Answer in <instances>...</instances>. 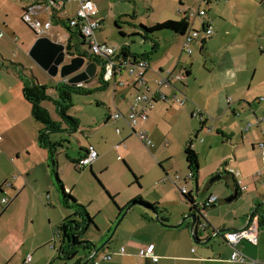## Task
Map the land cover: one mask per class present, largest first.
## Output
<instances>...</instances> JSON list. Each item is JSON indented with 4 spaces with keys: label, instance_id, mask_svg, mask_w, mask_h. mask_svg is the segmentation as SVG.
Returning <instances> with one entry per match:
<instances>
[{
    "label": "crops",
    "instance_id": "1",
    "mask_svg": "<svg viewBox=\"0 0 264 264\" xmlns=\"http://www.w3.org/2000/svg\"><path fill=\"white\" fill-rule=\"evenodd\" d=\"M35 1L23 5V11ZM212 1L206 0L205 3L211 4ZM199 2L197 12L204 10L201 8L204 1ZM183 12L186 16H191L192 19L190 10H183ZM232 17L235 16L231 13L230 16H214L213 19H210L207 11L204 16L196 13L189 24L192 25V30H199L200 26L202 29L207 22L214 30V34L205 43H202V36L196 39L191 44L193 51L189 54L186 51L183 52L185 39L179 34L177 35L182 37L179 53L178 49L165 48L161 42H158L156 51H154V46L153 51H146L151 56L148 59L145 74L147 87L136 88L133 77L126 71L117 77L118 81L124 82L122 86L118 88L110 86L111 100L115 106L114 110L110 109V114L119 110L127 115L139 90H145L151 96H160L151 106L148 120L144 125L151 137L152 146L147 147L140 141V138L137 136L138 139L131 132L124 118L117 120L109 118V112L105 115L106 117L99 120V123H95V120L89 124L88 128L83 129V126H80L75 131L70 129L71 126L64 127L59 118L54 117L61 123L60 130L74 134L78 138L79 148L69 152L59 150V147H64L69 143L68 140L64 138L52 140L50 137L52 142L60 144L54 151L59 177L61 179L62 173H64L68 179L65 182L62 181L66 192L72 193L79 202L84 203V200L73 190L75 184L73 183L71 165L65 163L62 173L60 171L62 164L60 152L65 153V157L70 159L71 164L77 168L78 160L85 153L86 147L89 144L94 145L99 157L89 168L92 173L98 175L109 167L108 164L101 161V158L116 150L120 153L118 162L122 160L127 166L131 165V160L137 163V166L132 165L135 171L134 175L140 176L142 179L159 165L162 171L159 169L156 171L157 179L151 183L152 187L154 186L159 191V195L157 198L147 199L164 208L161 210V216L166 218L163 223L173 225L180 223L178 227H167L159 222L154 213L148 210H141L140 215L133 217H130L132 213L128 212L122 218L124 223L127 222L126 225L122 230L117 231L119 239L117 245L110 243L107 246L108 250L99 253L98 256L110 253L112 258L99 259L97 264H248L231 260L234 249L226 242L224 233L246 227L254 210L260 205L264 209V192L259 191L256 187V194L249 195L248 187L246 190L238 191L234 186V178H238L239 174L243 175V171L240 165H236L237 155L231 157L229 152L231 143L228 140L231 142L237 140L240 135V142L232 143L234 152L241 148L247 151L248 155L245 156L250 159L258 158L254 151L256 145L260 146L262 143V136L264 138L262 131L264 130L262 126L264 116L260 125L256 124V121L260 119L258 115H264V100H261L263 96H260L254 104L252 96H250L251 70H254V75L257 71V67L253 63L256 53L253 52V43L250 40L254 37L253 30H241L237 23L231 22ZM54 22L60 23L53 19L49 31L41 35L36 34V36L30 34L20 24V21L19 27H16L10 18H4L3 22L7 32L0 38V136L2 137L0 140V264H67L68 262L58 257L59 237L55 241L56 247H50V242L53 241L54 232L57 231L61 222L72 211L63 205L60 186L50 167V149L39 144V130L43 125L34 118L32 106L23 94L26 84H44L49 87L48 91H53L50 96L55 98L57 91L54 86L61 82H72L78 75V72L69 68L66 70L65 76L62 77L60 70L58 75L50 73L53 65L50 67L42 65L40 58L54 60L61 54L62 45H64L67 64H73L74 67L81 61V57L75 54V49L68 50L70 36L68 29V32L65 33L60 27H55ZM73 42L72 44H74ZM15 49H17L16 57H14ZM31 51L35 52L39 59L32 57ZM11 53L12 59L20 63L24 62L28 66L31 75H24L19 63L9 59ZM194 53H196L195 56H193ZM260 53L264 54V48L261 47ZM184 54L188 55L184 56ZM85 58L83 70L89 68L90 72L80 77L78 81H89V87L93 89L92 85L98 78V69L101 65L96 64V71L93 73L94 62L89 59L88 55ZM74 59L77 60L72 63ZM198 62L202 67L195 68ZM209 62L211 65L207 64ZM168 71L182 75L183 80L172 79V86L159 87L157 80ZM202 71L203 73H201ZM176 93L178 96L186 98L187 101L183 106L174 99L173 96ZM96 103L102 104L103 102L96 99ZM197 107L203 109V116L194 115ZM249 109L257 119L253 118ZM240 114H243V119H235L234 116H240ZM254 122L255 124H253ZM103 123L106 125L105 127H102ZM250 123L252 125H249ZM109 124L114 125L116 129L120 128L121 133L118 134L117 131L109 133L107 130ZM211 124L215 125V129L209 127ZM176 125H179V128H176ZM254 126L261 129V136L259 131L252 130ZM165 139L171 140L176 147L175 164H170V161L168 164L164 163V157L167 156L159 158L154 155V153L163 155L164 149L169 145V141L167 140V144ZM188 142H191L197 152L199 162L203 152L212 151L215 146L220 144L228 147L226 151L221 150L222 152L218 155L210 156V159L206 160V169L212 173L208 177L217 175H222L221 178L227 177V186L232 185L234 188L231 198H222L227 191L215 187L214 181H210L209 184L205 182L201 186L199 178L203 169L202 162L197 179L189 177L190 172L184 152ZM117 144L120 145L118 148H116ZM179 147L183 151L182 153L179 151ZM259 151H262L264 157V149H259ZM140 157L150 162L151 165L144 168ZM174 169H178L183 174L173 176ZM214 171L216 172L214 173ZM251 175L255 176V174ZM255 178H257L254 180L255 184L264 183L263 175L255 176ZM185 184H189L186 189L194 196L199 207L204 208V204L212 195L218 196L219 200L206 207L203 213L209 229L217 233L215 240L211 239L204 244L195 243L191 230V219L182 221V218L190 213L192 206V203L180 195V189L186 187ZM107 190L115 198L116 194L120 193L109 186ZM4 196L12 197L6 207L1 203ZM174 200L176 203L179 201L177 205L181 206H178L176 211L172 208ZM127 204L125 203L124 206ZM118 213L114 214L115 220L119 217ZM110 223L108 229L113 227V222ZM200 236L202 241L208 237L202 232H200ZM114 237L116 238V234L113 235L112 240ZM151 244L155 245L154 254L159 256L157 262L140 255V251ZM251 246L258 247V249ZM122 247L125 249L124 252H121ZM237 247L248 257L264 264V226H259L257 245L241 241ZM28 255L32 256L30 263L26 262ZM57 259L62 263L56 261Z\"/></svg>",
    "mask_w": 264,
    "mask_h": 264
},
{
    "label": "rangeland",
    "instance_id": "2",
    "mask_svg": "<svg viewBox=\"0 0 264 264\" xmlns=\"http://www.w3.org/2000/svg\"><path fill=\"white\" fill-rule=\"evenodd\" d=\"M33 0H0V15L3 18H10L12 23L19 27L20 24L23 25L30 34L33 36H36V33L23 21V5L28 4V2H31ZM98 8V14L97 16L102 19L101 26L96 31L97 38L100 42L107 43L109 45L116 46L120 48L122 45H129L130 50L132 53L141 54L145 51H153V40L152 39H144L142 34L144 33V30L141 26H153L157 23H163L166 20H181V18L185 17L186 14L183 12V10H190L192 13V19L190 23L192 22L193 18L195 17L197 10L199 8V1L200 0H93ZM229 5V6H227ZM76 3H69L67 4V10L69 12H73V9L76 8ZM229 7V8H228ZM202 9L206 10L208 13V16H210V19H213L214 16H230L234 15L235 17H232L231 22L233 24L237 23L241 30H249L252 29L254 33V37H252L250 40L253 43V52L256 53L255 61L253 62L256 67L257 71L254 75V70H251V76L252 78V88L250 96H252V101L254 104H256V99L260 96L264 97V54L260 53L261 47L264 48V0H213L211 4H206L205 2L202 3ZM241 18V19H240ZM20 21V24H19ZM55 27H60L65 33H67V28L57 22H54ZM3 29L6 31V27L2 23ZM198 30V29H197ZM201 31V26L199 27V30ZM7 32V31H6ZM124 34H123V33ZM156 35V38H155ZM153 36L154 39L162 43V46L165 48L170 49H178L179 53V45L181 42V36H178L177 34L171 32V31H159L155 33ZM202 34H200L196 39L201 37ZM174 37V38H173ZM180 37V38H176ZM74 41L77 42V38L74 39ZM15 47H17L15 45ZM81 48L87 50V45H81ZM17 49L14 50V57L15 52ZM193 50V49H192ZM258 54V55H257ZM188 54H184L186 56ZM196 53H194L193 56H195ZM190 57H193L192 55H189ZM188 57V56H187ZM6 58V57H5ZM12 53L11 57H9L10 60L19 63V66L21 67L22 73L24 75H31L30 69H28V66L24 62H19L14 59H12ZM8 59V58H6ZM29 60V58L27 57ZM208 59V58H207ZM27 60V61H28ZM210 60V59H209ZM200 62L197 63L195 68L202 67ZM208 65H211V63H207ZM204 67V66H203ZM101 66H99L98 69V78L95 79L93 82V91L89 94H84L76 91H72V104L68 108V113L71 116L77 117L80 120V126H83V129H86L89 127V124L93 123V121L98 122L101 118L106 117L105 115L110 112L111 110L115 109V106L112 104V96H111V90L109 88L102 89L100 86V75H101ZM204 71V70H203ZM203 71L201 73H203ZM255 76V77H254ZM63 83V82H61ZM44 85V84H40ZM53 91L49 90L47 91V94H51ZM96 99L101 100L102 104H97ZM255 99V101H254ZM247 104V103H246ZM44 106H46L53 117H56L57 119L63 123L64 127H68V122L63 120L58 113L56 112V105L53 101H45ZM250 110V109H249ZM251 111V110H250ZM251 115L254 119H257L256 115L251 111ZM260 114V113H259ZM243 114H240V116H234L235 119H241ZM263 114L258 115L260 119L263 118ZM243 119V118H242ZM198 124L199 120L197 119ZM256 121V120H255ZM255 124V122L253 123ZM249 125H252L251 123ZM106 125L103 123L102 127H105ZM263 129H264V121H263ZM210 128L215 129V125L211 124L209 126ZM176 128H179V125H176ZM103 129V128H101ZM107 130L109 133H115L116 127L114 125H107ZM253 131H259V134L261 136L262 131L264 133V130L261 131L259 127H252ZM246 133V132H245ZM65 135V136H64ZM51 139L57 138V140H60V138H64L65 140H68L69 143L65 144L64 147H59V150L62 151H69L72 152L73 149H78V138L74 134H70L67 131H53L50 133ZM137 137V136H136ZM193 137V136H192ZM138 138V137H137ZM139 139V138H138ZM195 139V138H194ZM240 135L237 137V140L229 141V152L231 153V157L234 155H237L236 165H240L243 175H238V180L242 181V185L249 188V195H255V188L261 192H264V183L261 184H255L254 175L256 172H261V175L264 177V157L262 155V151H259V149L263 150L259 145H256V150L254 151L256 155H258V158H249L248 156H245L247 154L246 150H242L241 148L234 152V148L232 143H239L240 142ZM169 145L167 148L164 149L163 155H159L154 153L156 157L163 158L164 163H167L170 161V164H175V161L177 159L176 157V147L173 145L171 140L165 139ZM168 140V141H167ZM141 141V140H140ZM261 142H264V138L262 136ZM73 143V144H72ZM72 146V147H71ZM175 148V149H174ZM228 149L226 145H218L215 146L212 151L209 150V152H203V155L200 157L203 164V169L201 170V176L199 178V183L201 186L205 182L207 184L211 183V179L213 177H208L210 174V171H207L206 169V160L210 159V156L218 155L221 150ZM251 150V147H249ZM179 151L182 153L183 151L179 147ZM58 155V154H57ZM60 171L62 173V169L64 168V164L67 163L68 165H71L72 173H73V180L75 184V188L73 189L75 194H77L80 198L84 200V203L81 202L83 205L87 207L88 212L91 216L95 219V224L91 225L89 229L81 236L82 240H88L92 241L94 244H96L98 247H101L106 241L110 238L112 233L116 234V238L113 236L111 240L108 242L107 245L103 247V249L100 250L101 252H105L108 250L107 246L111 243L114 245H117L119 242L117 231L122 230L123 226L126 225V223L121 220L119 222V218L115 220V212L118 213V207L117 205L123 207L124 204L129 201H133L135 199H140L151 202L147 198L154 199L157 198L159 195V191L153 186L152 184L157 179V172L158 169H160L159 165H157V168L151 170L149 173H147V176L142 179L139 177V183L135 181V175L133 166H137V163L134 160H131V165H124L122 160L118 162V155L120 153L115 150V152H109L107 156L102 157L101 161L108 164V168L101 174H96L97 177L100 179L101 182H99L98 178L92 173L89 166L84 167L85 169H78V166H73L71 164L70 159H67L65 157V153L60 152ZM248 155V154H247ZM171 156H173L171 158ZM176 157V158H175ZM170 158V159H169ZM120 159V158H119ZM142 160L144 168L147 167V165H151L150 162L144 160L143 157H140ZM159 160V159H158ZM141 165V163H139ZM150 167V166H148ZM234 169L235 166H233ZM232 171V170H230ZM174 174H180L182 175L178 169H174ZM177 172V173H176ZM216 171H214L215 173ZM163 173V172H162ZM249 176H247V175ZM226 175V174H225ZM164 177V173H163ZM61 180L63 182L67 181V177L64 173H62ZM191 181V180H190ZM227 177H223L220 179H217L214 181L215 187L220 188L221 190L226 189V193L223 194L222 198L227 199L230 197L233 192L234 188L231 186H227ZM233 184V182H232ZM105 187H104V186ZM110 188H113L115 190H118L120 193L116 194L115 201H113L110 196L107 194L106 189L108 186ZM230 185V184H229ZM107 186V187H106ZM186 188L189 187V184H185ZM196 191V187H195ZM142 194V196H141ZM247 194V195H248ZM180 195H182L180 193ZM196 195V194H195ZM140 196V197H139ZM197 196V195H196ZM129 198V199H128ZM125 202V203H124ZM153 203V202H151ZM179 203V201H177ZM176 201L174 200L172 202V208L173 210H178V206ZM148 210L145 206H142L140 204L134 205L130 210L129 213H132L133 217L134 215H140V211ZM151 212V210H148ZM127 212V214H128ZM153 213V212H152ZM114 218V219H113ZM113 222V227L111 229H108L109 223ZM110 223V224H111ZM113 234V235H114ZM216 239V236L212 238V241ZM116 241V243H115ZM253 247V246H251ZM254 249H258V247H253ZM79 252L76 257H80L84 255L83 248H78ZM99 255V254H98ZM97 255V256H98ZM76 260H70L67 262V264H72ZM56 261L61 262V260L57 259Z\"/></svg>",
    "mask_w": 264,
    "mask_h": 264
},
{
    "label": "built area",
    "instance_id": "3",
    "mask_svg": "<svg viewBox=\"0 0 264 264\" xmlns=\"http://www.w3.org/2000/svg\"><path fill=\"white\" fill-rule=\"evenodd\" d=\"M206 1V0H200ZM76 3L77 7L73 9V12L67 10V4ZM98 8L93 0H36L34 3L26 7L23 13V21L37 34L41 35L48 32L52 26L53 19L59 18L65 20L68 25L75 31L81 33L83 36L87 49L88 55L103 60L101 79L103 82L108 83L113 88H118L123 85V81H118L117 77L121 76L124 71H126L130 76L133 77L134 86L136 88L147 87V81L145 78L146 68L148 62L143 59H135L131 61H122L119 58L120 52L118 47L109 45L104 42H100L97 38L96 31L101 26L102 19L98 16ZM198 15L202 16L205 14L204 10H199ZM47 17V18H46ZM3 18L0 15V38H2L6 31L2 27ZM213 35V28L208 24L206 32L203 36L211 37ZM196 32H191L184 42V51L191 54L192 48L191 44L196 40ZM172 79L183 80L182 75H177L172 71H168L165 75L157 80L158 86H172ZM78 85H83L82 81H78ZM174 99L176 102L183 106L186 103V98L174 94ZM160 98L159 95L151 96L145 90H139V92L134 97L131 103V109L127 115H124L119 110L111 112L109 118L112 120L124 118L131 132L138 136L140 140L147 146H152V140L149 132L146 130L144 125L146 124L149 111L154 102ZM154 99L156 101H154ZM264 100V97L261 99ZM203 109L200 107L196 108L194 112L195 116H203ZM263 119H257L256 124L260 125ZM117 133H121V129H116ZM2 137L0 136V140ZM120 145L117 144L116 148ZM260 146L264 149V142L260 143ZM99 157V153L94 145L89 144L86 147L85 153L78 160V168H84L92 165ZM121 158V157H120ZM261 175V172H256L255 176ZM189 177L192 178L189 173ZM238 180V178H237ZM240 189L246 190V186H242L241 180H238ZM11 185V183H8ZM181 194H187L188 191L186 187L180 189ZM12 200L10 196H4L1 203L6 207ZM219 200L217 195H212L204 204V208L216 203ZM59 237V232H54V239L50 242V247H56L55 241ZM224 238L228 244L233 247V253L231 255V260L234 262H247L248 264H262L260 261L248 257L246 254L242 253L238 249V244L241 241H247L252 245H257L259 241V215L252 213L249 217V222L246 227L227 231L224 233ZM155 245L151 244L146 249L140 251V255L143 257L151 258L154 262L159 260V256L154 254ZM124 247L121 248V252H124ZM112 255L110 253H105L101 257H97L93 264H97L99 259H111ZM32 256L28 255L26 262L30 263Z\"/></svg>",
    "mask_w": 264,
    "mask_h": 264
},
{
    "label": "trees",
    "instance_id": "4",
    "mask_svg": "<svg viewBox=\"0 0 264 264\" xmlns=\"http://www.w3.org/2000/svg\"><path fill=\"white\" fill-rule=\"evenodd\" d=\"M25 10L26 8H24V12ZM204 11L206 14V10ZM54 20H57L62 25H64L70 33L68 50L71 51L72 49H75V54H77L79 57H86V55H88V49H87V54H85V49L81 48V45H86V42L83 36L81 35V33L73 30L68 25V23L63 19L54 17ZM190 21H191V16H185L181 20H166L163 23H157L150 27L141 26L144 30L142 36L144 39L153 40L154 51L157 50L156 44L159 42L158 41L159 37L156 40L153 38V36L155 35V33L165 30L171 31L175 34H179L183 37V39H185L191 32H196L197 35L202 34V43H205L209 37L203 36V34L206 32L209 22L203 25L201 31H198L196 29L192 30L193 28L192 25L191 26L189 25ZM213 34H214V30H213ZM76 38H77V42L74 41V39ZM72 42L74 44H72ZM119 52H120L119 58L122 61L143 59L148 62V59L151 58L150 53L146 51L141 54L132 53L130 50V46L126 44L120 47ZM183 52H184V48H183ZM89 59L92 62H94V64L97 65L99 64L101 65L104 62L103 60H99L98 58L92 56H90ZM99 82L102 89L110 88V85L108 83L102 81L101 76ZM78 83H79L78 81L76 82L72 81V82H63L55 85L54 89L57 91V97L55 98H52V96L47 94L49 88L47 85L26 84L23 88L24 97L30 102L32 106V114L34 118L43 125V127L39 130L38 141L42 147L50 149V155H51L50 167L52 170V174L55 176L56 181L60 186L63 197L62 198L63 205L72 211V213L61 222L57 231L59 232L58 257L63 261H70L76 258L73 264L85 263L88 259H90V256L94 253V251L100 248L92 241L81 239V236L89 229V227L95 224V219L93 216L90 215L85 205L79 202L78 199L74 195H72V193H68L64 189L63 182L58 174V168H57L58 164H57V160L55 159V151H54L55 148L60 144L58 142H52L50 140V133L53 131H59L62 127L60 121L56 120L52 116L50 110L43 104L47 100H53V102L56 105V112L58 113V115L61 118H63V120L68 122V125L71 126L70 129L72 131L77 130L80 127L79 119L77 117L71 116L68 113V108L72 104L71 92L76 91L84 94H89L93 91V89L89 87L90 85L89 81H82L83 85H78ZM154 101L156 100L154 99ZM109 115L110 112L108 113V116ZM184 152H185V157L188 164L189 172L192 178L197 179L200 170V162H199L198 154L192 147L191 142H188L186 144ZM98 180L99 182H101L99 178ZM135 181L137 182L139 181V177L136 175H135ZM234 186L238 189V191L240 190V186L238 184V180L236 177L234 178ZM106 192L110 196V198L113 201H115V196L112 195L107 189ZM182 196H184L190 203H194V204L197 203L194 196L190 193L182 194ZM133 201H137L136 204L145 206L148 210H151V212L153 211L157 212L158 216H160V219L163 222L166 221V218L161 216V212H162L161 210L164 208L159 206L158 203L147 202L142 200V198L135 199ZM131 202L132 201H130L124 207L117 205L119 211L118 213L119 217H121L124 210L128 205L131 204ZM254 214H259V226H264V209H262L261 205L254 210ZM78 248H83L84 251L83 256L76 257L79 252ZM100 250L95 254L94 257L90 259L88 264H92L94 262V260L99 256L98 254L100 253Z\"/></svg>",
    "mask_w": 264,
    "mask_h": 264
},
{
    "label": "water",
    "instance_id": "5",
    "mask_svg": "<svg viewBox=\"0 0 264 264\" xmlns=\"http://www.w3.org/2000/svg\"><path fill=\"white\" fill-rule=\"evenodd\" d=\"M61 54H59L54 60L50 61L49 59L47 58H43L40 60L42 61V65L45 66V67H50V66H54L53 69H50V73L52 74H55V75H58L59 73V70H60V75L63 77L65 76V74L67 73L66 70L69 69V68H72L74 72H78V75L75 79H73V81L75 80L78 81L80 77H82L83 75H85L86 73L90 72V69L89 68H86L83 70V67H84V64H85V61H86V58L85 57H81V61L79 64H77L76 66L73 67V64H67L66 61H65V57H66V54L64 52V45L61 46ZM31 56L36 58V59H39V57L36 55L35 52L31 51ZM77 59H74L72 60V63H74V61H76ZM94 68H93V73H95L96 71V64H94ZM222 177V175H217V176H214L212 179H211V182L217 180V179H220ZM236 191V189H235ZM237 192V191H236ZM231 198V197H230ZM229 198V199H230ZM137 203V201H132L130 205H128L126 207V209L124 210L123 214L121 215V217L119 218V222H121L122 218L125 216V214L130 210V208L135 205ZM154 214L156 215L157 219L159 220V222L163 223V221L160 219V217L158 216V213L153 211ZM204 208L203 207H199L198 204H194L192 203V206H191V209H190V213L187 214L186 216H184L182 218V221L186 220V219H191L192 221V224H191V230H192V233H193V238H194V241L195 243H199V244H204V243H208L213 237L216 236V232L215 231H211L209 229V226L207 224V222L204 220ZM163 225L167 226V227H178L180 225L179 224H176V225H173V224H165L163 223ZM200 232H202L204 235H208V237L202 241L200 238ZM114 232L112 233V235L110 236V238L106 241V243H104L99 249H97L96 251H94V253L90 256V259L92 257L95 256V254L101 249L103 248L105 245L108 244V242L111 240L112 236H113ZM90 259H88L85 263L83 264H88V262L90 261Z\"/></svg>",
    "mask_w": 264,
    "mask_h": 264
},
{
    "label": "flooded vegetation",
    "instance_id": "6",
    "mask_svg": "<svg viewBox=\"0 0 264 264\" xmlns=\"http://www.w3.org/2000/svg\"><path fill=\"white\" fill-rule=\"evenodd\" d=\"M85 54H87V50L85 49ZM88 57H90L89 55H88Z\"/></svg>",
    "mask_w": 264,
    "mask_h": 264
}]
</instances>
